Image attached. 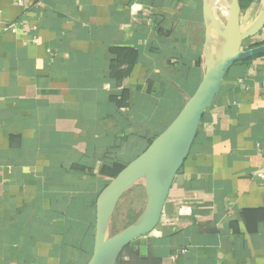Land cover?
Masks as SVG:
<instances>
[{"label":"crops","instance_id":"0c3cea01","mask_svg":"<svg viewBox=\"0 0 264 264\" xmlns=\"http://www.w3.org/2000/svg\"><path fill=\"white\" fill-rule=\"evenodd\" d=\"M204 44L203 0H0V264L89 262L101 191L196 92ZM118 264H264V55L230 69Z\"/></svg>","mask_w":264,"mask_h":264},{"label":"water","instance_id":"95a60500","mask_svg":"<svg viewBox=\"0 0 264 264\" xmlns=\"http://www.w3.org/2000/svg\"><path fill=\"white\" fill-rule=\"evenodd\" d=\"M242 12L239 0H203L202 81L170 126L101 191L96 204L94 248L87 264H118L134 241L158 227L174 180L226 75L235 64L264 55V44L244 48L264 30V0L256 17L245 27L241 24ZM141 181L146 194L143 212L133 224L112 235V219L121 200Z\"/></svg>","mask_w":264,"mask_h":264},{"label":"rangeland","instance_id":"374dc122","mask_svg":"<svg viewBox=\"0 0 264 264\" xmlns=\"http://www.w3.org/2000/svg\"><path fill=\"white\" fill-rule=\"evenodd\" d=\"M252 18V13L248 10L242 12L241 24L244 27ZM254 43H246L244 48L256 46ZM146 204L145 184L143 181L134 186L121 200L116 214L111 223L112 235H115L133 224L141 215Z\"/></svg>","mask_w":264,"mask_h":264},{"label":"trees","instance_id":"16d2710c","mask_svg":"<svg viewBox=\"0 0 264 264\" xmlns=\"http://www.w3.org/2000/svg\"><path fill=\"white\" fill-rule=\"evenodd\" d=\"M239 1H240V5H241V8H242V11L248 10L251 7V5H253L256 2V0H239ZM260 45H262V44H260ZM256 46H258V44ZM249 61H251V59L243 61L241 63H248ZM117 175L118 174H116V176ZM91 256H90V258H91Z\"/></svg>","mask_w":264,"mask_h":264},{"label":"bare ground","instance_id":"6f19581e","mask_svg":"<svg viewBox=\"0 0 264 264\" xmlns=\"http://www.w3.org/2000/svg\"><path fill=\"white\" fill-rule=\"evenodd\" d=\"M243 27V26H242Z\"/></svg>","mask_w":264,"mask_h":264}]
</instances>
